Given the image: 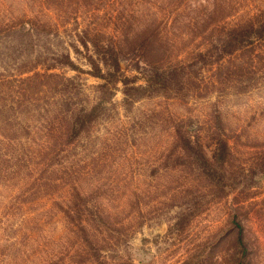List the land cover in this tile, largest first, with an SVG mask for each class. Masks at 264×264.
Instances as JSON below:
<instances>
[{
    "label": "rangeland",
    "instance_id": "rangeland-1",
    "mask_svg": "<svg viewBox=\"0 0 264 264\" xmlns=\"http://www.w3.org/2000/svg\"><path fill=\"white\" fill-rule=\"evenodd\" d=\"M261 16L0 0V264H264V40L219 47Z\"/></svg>",
    "mask_w": 264,
    "mask_h": 264
},
{
    "label": "trees",
    "instance_id": "trees-1",
    "mask_svg": "<svg viewBox=\"0 0 264 264\" xmlns=\"http://www.w3.org/2000/svg\"><path fill=\"white\" fill-rule=\"evenodd\" d=\"M254 22L242 24L235 29H231L228 32L225 33V37L221 38L219 47L223 48L225 52H231L240 49L241 47L250 44L253 40V38H258L264 40V16H261L260 19L256 20V25H253ZM149 42V41H148ZM153 43H155L153 41ZM94 48L100 49V52H102V56L104 54V50L101 48L100 45H94ZM113 55H116L113 54ZM113 64L116 65V62L114 59H112ZM146 64L149 66L148 71L146 70V77H145V84L146 88L150 86V83L153 81H156L157 83L160 82V80H166L167 76L170 74H176L178 75L179 66L175 65L174 68L168 71L163 70L160 67V63H150L149 61H146ZM96 73V72H95ZM95 76H101L102 78H108L113 75H99V73H96ZM150 82V83H149ZM144 88V89H146ZM143 89V88H141Z\"/></svg>",
    "mask_w": 264,
    "mask_h": 264
}]
</instances>
